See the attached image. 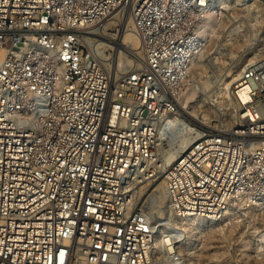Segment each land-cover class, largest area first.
I'll return each instance as SVG.
<instances>
[{"label":"built area","instance_id":"1","mask_svg":"<svg viewBox=\"0 0 264 264\" xmlns=\"http://www.w3.org/2000/svg\"><path fill=\"white\" fill-rule=\"evenodd\" d=\"M216 1L0 0V264L180 262L155 254L156 215L131 196L143 179L165 182L163 234L175 216L264 204V58L235 79L230 126L170 165L158 150ZM127 7L142 58L116 75L87 39Z\"/></svg>","mask_w":264,"mask_h":264},{"label":"rangeland","instance_id":"2","mask_svg":"<svg viewBox=\"0 0 264 264\" xmlns=\"http://www.w3.org/2000/svg\"><path fill=\"white\" fill-rule=\"evenodd\" d=\"M120 28V25L113 24L107 31L117 34ZM97 52L100 57L99 63L113 74L117 73L116 69L118 70V66H115L116 68L112 66L114 58L117 65L118 62L121 65L131 63L128 70L137 62L135 56L124 49L115 50L106 46ZM251 57H254L253 60L264 58V0H235L230 4L225 18L209 36L207 47L187 82L193 94L192 99L190 97V104L195 105L201 116L206 114L207 117L204 127L194 123L196 127L205 131L207 128L224 126L227 117L224 108L230 107L231 104L228 97L222 96L223 83L231 68L236 69L241 64L248 63V58ZM127 59H131L130 62ZM187 120L191 122L190 119ZM177 132L176 126L174 130L160 137L159 153H164L173 143L172 139L175 140ZM146 180L151 181L138 197L137 203L139 206H151L155 210L156 218L159 219L158 230L166 231L165 221L160 218L166 216L167 212L163 208L164 205L153 197L154 189L162 179ZM173 224L178 226L174 222ZM263 231L264 204L251 208L236 207L233 214L224 221L205 224L195 229L191 237L193 248L190 250L188 243H184L181 251L185 257L177 264H238L242 261L264 264L260 260L262 258L264 261V238L260 237Z\"/></svg>","mask_w":264,"mask_h":264},{"label":"bare ground","instance_id":"3","mask_svg":"<svg viewBox=\"0 0 264 264\" xmlns=\"http://www.w3.org/2000/svg\"><path fill=\"white\" fill-rule=\"evenodd\" d=\"M235 0H218L215 3V11H210L206 17L203 19L200 32L202 36L205 38V40L209 41V36L212 34V32L216 29V26L220 24L221 19H219V11L221 13L226 14L229 11L230 4L233 3ZM228 9V10H227ZM121 15V16H120ZM118 24L120 25V31L117 34H111L108 32V28L110 25ZM132 25V18L130 15V12L128 13V7L123 12H119L118 14L116 12H113V15L109 17L108 20H106L101 29H102V35L100 38L97 39H90L88 38L87 41L89 42L90 46L93 47L94 51H99L102 48L106 46H110L114 48L115 50L124 49L135 56V59H141L142 58V49H141V43H140V37L136 33L135 29ZM205 51V50H204ZM204 53V52H203ZM126 56V55H125ZM124 56V57H125ZM121 57V56H120ZM127 58V57H126ZM254 57L248 58V63H251ZM128 60V59H127ZM131 60V59H130ZM130 60H128L130 62ZM135 61V60H133ZM136 62V61H135ZM134 63V62H133ZM132 63V64H133ZM248 63L241 64L236 69H230L227 74V80L225 79V82L222 86V96L228 97L230 100V107L224 108L226 110L227 117L224 121V126H230L233 122L234 118V111H233V105H232V96H231V88L235 81V79L240 74L242 68ZM123 64V63H122ZM127 64V63H126ZM121 65L120 62L115 63V58L113 60V67L118 66V70L116 75H120L122 73H125L128 71L129 66L131 63H128L127 65ZM197 61L193 65L192 72L194 73V66H196ZM115 70V69H114ZM208 84V83H207ZM192 94L191 87L186 85L182 88L181 93L179 95L178 101H179V110L178 112L172 114L169 116V119H167L169 122L176 124L178 128L177 137L172 139L173 143L170 144V146L162 152V156L164 159L165 165L172 164L179 155L199 136L203 133V130L199 129L194 125V123H198L200 126L204 127L203 124L206 123L207 117L204 115H200L197 110L195 109L194 104H190V97ZM193 95V94H192ZM192 99V97H191ZM184 116L186 118H184ZM190 119V121L187 120ZM165 120L162 121V125L160 126L159 130V136L162 137L165 134L164 126ZM209 122V121H208ZM213 124V123H212ZM208 125V123H207ZM175 137V136H174ZM171 142V141H170ZM169 144V143H168ZM167 146V145H166ZM163 149V148H162ZM158 179H155V181ZM151 180L143 179L141 181H138L131 190V196L135 202H137L138 197L144 192V190L147 188L148 183ZM138 188V189H137ZM153 197L158 201L161 205H164L163 208L167 212V215L170 214V207H169V199H168V192L165 185V182L162 180L157 187L154 189ZM159 207V206H158ZM254 207V206H249ZM257 207V206H256ZM245 208V207H244ZM236 209V205H234L232 208H230L226 215H224L221 218H213V217H200V216H175L172 219V223L174 222L177 224L178 229L172 232H167L166 234H163L164 231L160 232L157 228V234L154 240V244L156 246L155 248V254H163L165 253L167 249L174 248L175 251H179L182 254V259L184 254L182 253V246L184 243H188L190 250L193 248V242L191 241V237L193 235V231L195 229H199L201 226H204L205 224H214L217 221H224L227 217L231 216ZM248 209V208H247ZM147 211L150 213H153L155 215V210L152 209L151 206H148ZM164 211V212H165ZM159 219L156 218V221L154 223H157ZM261 238H264V231L260 234ZM193 252V251H192ZM191 253V252H190ZM262 262L263 259L260 258ZM181 262V261H180ZM178 263V262H173ZM158 264V263H156ZM163 264V262H162ZM168 264V263H167Z\"/></svg>","mask_w":264,"mask_h":264}]
</instances>
